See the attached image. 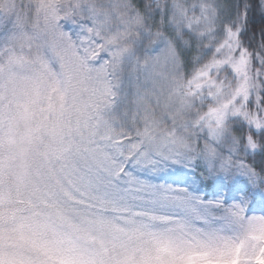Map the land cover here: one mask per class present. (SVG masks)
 <instances>
[{"label": "snow or ice", "instance_id": "obj_1", "mask_svg": "<svg viewBox=\"0 0 264 264\" xmlns=\"http://www.w3.org/2000/svg\"><path fill=\"white\" fill-rule=\"evenodd\" d=\"M0 264H264V0H0Z\"/></svg>", "mask_w": 264, "mask_h": 264}]
</instances>
